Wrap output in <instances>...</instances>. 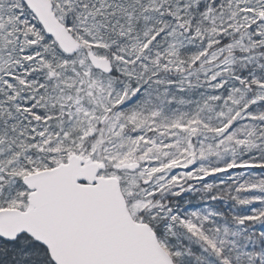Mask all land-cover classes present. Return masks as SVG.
<instances>
[{"label": "snow or ice", "instance_id": "obj_1", "mask_svg": "<svg viewBox=\"0 0 264 264\" xmlns=\"http://www.w3.org/2000/svg\"><path fill=\"white\" fill-rule=\"evenodd\" d=\"M0 264H264V0H0Z\"/></svg>", "mask_w": 264, "mask_h": 264}]
</instances>
